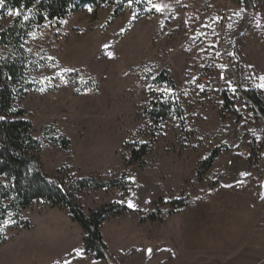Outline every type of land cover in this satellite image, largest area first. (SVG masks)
I'll use <instances>...</instances> for the list:
<instances>
[{"label": "rangeland", "instance_id": "374dc122", "mask_svg": "<svg viewBox=\"0 0 264 264\" xmlns=\"http://www.w3.org/2000/svg\"><path fill=\"white\" fill-rule=\"evenodd\" d=\"M113 11L81 8L27 30L16 48L0 45V55L24 63L27 90L14 106L32 123L44 171L66 186L128 181L127 194H74L87 215L110 203L128 207L101 227L114 264H264V116L239 86L243 74L264 98V0L252 11L232 0H146L144 12L128 5L111 20ZM19 16L0 14V32ZM163 70L175 90L156 82ZM225 93L237 115L224 108ZM157 101L172 112L155 123L148 112ZM60 137L69 152L50 142ZM143 144V166H128ZM216 148L199 180V162ZM160 198V209L192 202L165 225L141 223ZM20 216L31 229L5 223L0 264H106L85 254V233L66 211L39 201Z\"/></svg>", "mask_w": 264, "mask_h": 264}, {"label": "trees", "instance_id": "16d2710c", "mask_svg": "<svg viewBox=\"0 0 264 264\" xmlns=\"http://www.w3.org/2000/svg\"><path fill=\"white\" fill-rule=\"evenodd\" d=\"M232 1L248 11L254 8L255 0ZM128 5L136 9L137 13H142L146 8V0H0L1 15L9 11L20 13L7 30L0 32V45L13 44L17 47L27 30L48 21L63 19L81 8L114 7L111 15V20H114ZM22 16L27 18L26 23H22ZM24 71L25 66L21 60L0 55V244H4L7 240L3 227L8 220L12 219L16 227L31 229V223L24 221L20 214L36 202L42 201L51 209L66 211L70 219L80 225L85 233L86 255L95 260L105 261L106 264H114L109 247L103 239L101 227L110 217L121 216L128 212V207L110 203L97 210H90L87 215L74 200V194L85 189H120L127 194L128 181L125 178L106 182L95 178H83L66 186L59 177H49L46 174L36 156L40 151L41 143L32 137V123L25 119L26 112L23 109H16L14 106L17 97L24 95L27 90L24 86ZM156 82L167 84L173 90L176 89L168 70H163ZM239 86L245 98L264 116L262 92L251 88L243 74H240ZM223 99L224 108L237 115L234 102L226 93ZM176 111L182 113L179 106H176ZM171 112L172 106L157 101L152 103L148 115L153 122L158 123L166 120ZM50 142L58 144L67 152L70 151L71 144L66 137L51 139ZM149 151L148 144L134 147L129 154L127 165L142 167L144 157ZM220 152L221 148H216L208 158L199 162L197 171L199 180L212 168ZM260 155L261 152H257L248 159V164L253 170L261 158ZM191 202L192 199L176 200L166 203L165 207L160 209L158 205L163 203V199L160 198L155 203V211L143 217L141 223L149 221L165 225L169 216L183 211Z\"/></svg>", "mask_w": 264, "mask_h": 264}, {"label": "built area", "instance_id": "2783aa9c", "mask_svg": "<svg viewBox=\"0 0 264 264\" xmlns=\"http://www.w3.org/2000/svg\"><path fill=\"white\" fill-rule=\"evenodd\" d=\"M66 182L69 183V184H72L73 183V180L72 181L66 180Z\"/></svg>", "mask_w": 264, "mask_h": 264}, {"label": "snow or ice", "instance_id": "6c2138e0", "mask_svg": "<svg viewBox=\"0 0 264 264\" xmlns=\"http://www.w3.org/2000/svg\"><path fill=\"white\" fill-rule=\"evenodd\" d=\"M130 207L132 206V205H129ZM150 251V250H149Z\"/></svg>", "mask_w": 264, "mask_h": 264}]
</instances>
